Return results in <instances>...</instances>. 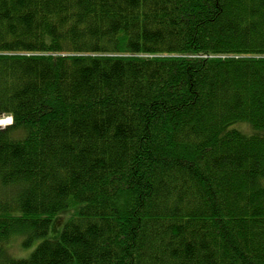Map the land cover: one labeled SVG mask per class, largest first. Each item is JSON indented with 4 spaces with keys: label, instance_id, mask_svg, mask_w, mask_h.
I'll return each mask as SVG.
<instances>
[{
    "label": "trees",
    "instance_id": "16d2710c",
    "mask_svg": "<svg viewBox=\"0 0 264 264\" xmlns=\"http://www.w3.org/2000/svg\"><path fill=\"white\" fill-rule=\"evenodd\" d=\"M2 116L0 264H264V0H0Z\"/></svg>",
    "mask_w": 264,
    "mask_h": 264
},
{
    "label": "rangeland",
    "instance_id": "374dc122",
    "mask_svg": "<svg viewBox=\"0 0 264 264\" xmlns=\"http://www.w3.org/2000/svg\"><path fill=\"white\" fill-rule=\"evenodd\" d=\"M0 118H7L9 120L8 116H6V117L2 116ZM6 125H8V123H5L3 125L1 124L0 127H4ZM239 129L242 130L243 132H247V133H250V131H251L248 124H246L244 122H240ZM80 205H81V203H76L72 208L67 209V211H68L67 213H65L64 215H63V213L60 214V217L56 218L54 220V222L52 223L51 228H50V230H49V232L45 238L51 239V240H55V239L59 238L61 230L64 226L63 225L64 222H66L70 218V216L78 210ZM39 241L40 240H35L30 246H25L22 244L21 240H20V242L18 240H16V242L13 244V252L12 253H14L13 255L16 258H26L30 255V253L33 251V249L36 247V245L38 244ZM15 254H20V255H15Z\"/></svg>",
    "mask_w": 264,
    "mask_h": 264
},
{
    "label": "bare ground",
    "instance_id": "6f19581e",
    "mask_svg": "<svg viewBox=\"0 0 264 264\" xmlns=\"http://www.w3.org/2000/svg\"><path fill=\"white\" fill-rule=\"evenodd\" d=\"M10 120V121H9ZM9 120L7 118H0V125L2 124H5V123H9L11 122V119L9 118Z\"/></svg>",
    "mask_w": 264,
    "mask_h": 264
}]
</instances>
